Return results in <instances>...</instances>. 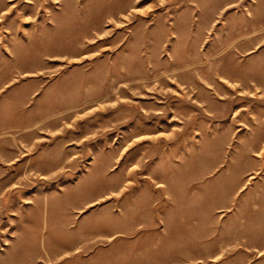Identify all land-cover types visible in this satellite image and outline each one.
Listing matches in <instances>:
<instances>
[{
	"label": "rangeland",
	"instance_id": "obj_1",
	"mask_svg": "<svg viewBox=\"0 0 264 264\" xmlns=\"http://www.w3.org/2000/svg\"><path fill=\"white\" fill-rule=\"evenodd\" d=\"M0 264H264V0H0Z\"/></svg>",
	"mask_w": 264,
	"mask_h": 264
}]
</instances>
